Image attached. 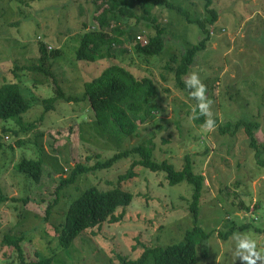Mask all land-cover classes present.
<instances>
[{
    "label": "rangeland",
    "instance_id": "374dc122",
    "mask_svg": "<svg viewBox=\"0 0 264 264\" xmlns=\"http://www.w3.org/2000/svg\"><path fill=\"white\" fill-rule=\"evenodd\" d=\"M173 2L184 13L152 8L163 28L159 54L144 57L136 53L134 39L142 40L153 28L144 19L136 25L135 17L120 16L121 25L127 22L130 26L120 36L117 57L85 62L76 60L74 51L81 34L94 27L93 16L100 10L94 0H0V85L18 83L30 105L22 114V124L0 119V192L17 199L0 203V264H22L15 247L3 244L5 233H25V239H30L22 242L25 262L36 259L37 252L52 256L51 264H119L116 255L135 260L142 252L138 245L160 242L162 233L161 242L176 237L164 244L180 241L192 225L188 211L191 186L184 182L169 185L163 172L141 166L135 167L133 177L118 181L137 156L118 160L107 169L88 171L57 190L74 165L89 167L149 138L153 161L165 160L179 169L186 156L192 171L206 178L197 216L198 224L211 236L195 248L197 264H241L233 256L234 233L247 235L257 242L258 250H264V168L256 164L242 127L233 134H221L219 127L207 132L195 124L190 119L193 102L175 85L172 72L163 69L169 57H174L171 65L175 66L185 49L202 37L194 19L205 21L210 38L206 49L196 53L187 75L198 70L220 126L260 120L254 133L263 145L264 160V0H212L217 10L213 22L206 0ZM111 63L137 77H153L156 88L151 117L121 144L97 128L86 100H58L46 109L42 102L52 95L55 83L64 93L79 96L84 82ZM29 123L23 130L21 126ZM38 158L43 171L35 184L17 166L24 159ZM89 186L119 188L133 197L121 219L87 228L69 249H59L56 231L68 205ZM54 196L57 200L44 218ZM242 224L247 226L238 228ZM226 231L227 237H221ZM144 264H152L151 258Z\"/></svg>",
    "mask_w": 264,
    "mask_h": 264
},
{
    "label": "trees",
    "instance_id": "16d2710c",
    "mask_svg": "<svg viewBox=\"0 0 264 264\" xmlns=\"http://www.w3.org/2000/svg\"><path fill=\"white\" fill-rule=\"evenodd\" d=\"M16 1L27 2L30 0ZM94 4L98 5L97 7L100 9L93 16L95 20L94 27L93 29L87 28L81 34L78 39V47L74 51L75 59L79 61L94 62L99 59L117 57L116 51L121 46L120 36L128 29L126 27L127 22L124 26L121 25L120 16L135 17L136 25L144 19L145 25L148 28H153V30H148L143 34L142 40L133 38L136 42L132 47L136 53L143 54L144 57L157 55L163 49L164 42L161 35L163 28L157 23L155 15H152V8L162 6L174 9L178 13H184L173 0H94ZM137 7L140 9L139 13H137ZM206 8L212 14L210 20L213 22L217 18V10L212 5V0H206ZM185 16L187 18L186 14ZM194 21L199 24L203 33L202 37L197 39L195 44L185 49L175 66L171 65L175 61L173 56L168 58L166 67L163 66L166 72L167 70L172 72L175 85L182 89L188 100L193 102V108L197 102L189 97L188 89L185 88L184 84V76L187 75L196 53L206 49L207 40L210 38L207 23L200 19H194ZM162 79L164 78L162 77ZM153 81V77H137L125 67L111 63L97 75L84 82L79 96L64 93L55 83L52 95L44 98L42 102L45 104L46 109L58 100L69 103L86 100L88 103L87 110L92 112L97 128L121 144L151 117V103L156 93ZM29 108L28 100L22 94L21 86L18 83L0 85V119H16L22 124V114ZM214 119L221 134H233L236 130H239L238 128L242 127L248 141V148L253 152L256 164L264 168V160L261 158L262 152L260 150L263 145L255 138L254 133V130L256 131L260 127L259 122H257L260 121L259 119L240 120L233 124L226 122L222 126H220L218 118ZM204 120L205 117L199 116V118L193 119V122L201 126ZM31 125L29 123V125H22L21 127L23 130H27ZM12 132L13 135H19L17 130H12ZM129 156H137L138 159L133 161L130 167L118 176V181L133 177L135 167L141 166L152 172H163L169 185L184 182L191 186L188 211H190L192 217V225L183 231L182 239L178 242L164 244L175 240L176 237L161 242L160 237L164 234L162 233L159 236L160 242L156 240L150 246L138 245L142 248V252L135 260L116 255L119 264H144L149 258H151L152 264H197L195 248L205 243L211 233H208L198 224L197 216L198 203L206 178L202 174L192 171L188 157L183 158V165L179 169H175L171 163H167L165 160L155 162L152 160V139L149 138L137 146L117 152L111 158L103 161L97 160L89 167L82 164L74 165L69 172V176L60 180L57 190L72 184L81 174L110 168L118 160ZM17 169L29 175L35 184H38L42 176L43 161L40 158L38 160L24 159L19 163ZM132 197L131 192L119 188L100 190L94 186L87 187L76 199L70 202L63 221L56 231L55 238L59 249H69L74 239L87 228L96 226L102 221L114 222L121 219ZM7 200L15 201L17 199L7 197L0 192V203ZM56 200L57 197L54 196L53 201L47 204L44 218L50 213V209ZM23 202L26 203L27 199H24ZM117 209H120V211L116 213L115 210ZM246 224H242L238 228H244L247 226ZM166 227H168L167 224ZM220 235L221 237H227L228 231ZM29 240L25 239V233L22 235L5 233L2 239L4 245L15 247L22 264H51L52 256H42L37 252H35L36 259L25 262L22 242Z\"/></svg>",
    "mask_w": 264,
    "mask_h": 264
},
{
    "label": "clouds",
    "instance_id": "9594fccd",
    "mask_svg": "<svg viewBox=\"0 0 264 264\" xmlns=\"http://www.w3.org/2000/svg\"><path fill=\"white\" fill-rule=\"evenodd\" d=\"M185 88L188 95L197 103L192 109L190 119H197L199 116L205 117L201 125L207 132L216 130L217 123L213 118L212 105L214 101L207 96V87L202 82L197 69L190 70L184 79ZM232 240L235 242L233 256L239 258L241 264H264V250H258L257 242L243 233H234Z\"/></svg>",
    "mask_w": 264,
    "mask_h": 264
}]
</instances>
